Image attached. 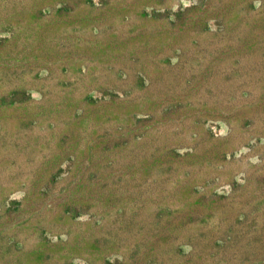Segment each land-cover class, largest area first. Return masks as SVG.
I'll list each match as a JSON object with an SVG mask.
<instances>
[{
	"label": "rangeland",
	"instance_id": "obj_1",
	"mask_svg": "<svg viewBox=\"0 0 264 264\" xmlns=\"http://www.w3.org/2000/svg\"><path fill=\"white\" fill-rule=\"evenodd\" d=\"M0 264H264V0H0Z\"/></svg>",
	"mask_w": 264,
	"mask_h": 264
}]
</instances>
